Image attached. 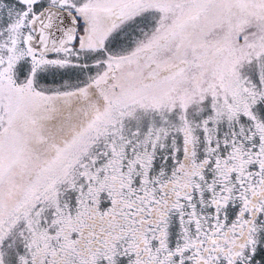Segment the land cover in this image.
<instances>
[{
  "label": "snow or ice",
  "instance_id": "obj_1",
  "mask_svg": "<svg viewBox=\"0 0 264 264\" xmlns=\"http://www.w3.org/2000/svg\"><path fill=\"white\" fill-rule=\"evenodd\" d=\"M0 264H264V0H0Z\"/></svg>",
  "mask_w": 264,
  "mask_h": 264
}]
</instances>
